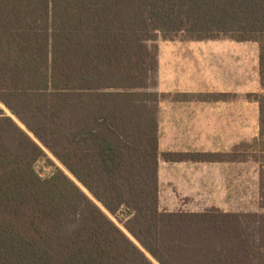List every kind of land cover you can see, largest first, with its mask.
I'll use <instances>...</instances> for the list:
<instances>
[{
	"label": "trees",
	"instance_id": "16d2710c",
	"mask_svg": "<svg viewBox=\"0 0 264 264\" xmlns=\"http://www.w3.org/2000/svg\"><path fill=\"white\" fill-rule=\"evenodd\" d=\"M179 35L259 41L264 74V0H0V101L72 175L40 176L0 109V264H264V214L159 207L158 40Z\"/></svg>",
	"mask_w": 264,
	"mask_h": 264
},
{
	"label": "rangeland",
	"instance_id": "374dc122",
	"mask_svg": "<svg viewBox=\"0 0 264 264\" xmlns=\"http://www.w3.org/2000/svg\"><path fill=\"white\" fill-rule=\"evenodd\" d=\"M180 36L174 40L180 41ZM166 40L169 39L160 37L158 44L163 45ZM187 41L188 47L183 49L224 50L227 53L223 59L216 58L214 81L208 73L213 70L208 67L201 68L199 80L214 82L217 87L229 88L230 92L217 93L215 100L210 95L206 114L196 115L192 123L173 124L172 131L167 130V124L159 123L160 134H195L191 144L183 143V147L190 146L189 149L199 151L194 156L197 161L169 163L162 158L159 207L175 212H203L217 208L225 212L264 214V135L259 136L260 108L264 105L261 42L236 41L229 37ZM262 41L264 43V38ZM0 109L27 131L46 153L34 163L40 176H49L56 166L72 176L1 101ZM114 220L128 233L124 222Z\"/></svg>",
	"mask_w": 264,
	"mask_h": 264
},
{
	"label": "crops",
	"instance_id": "0c3cea01",
	"mask_svg": "<svg viewBox=\"0 0 264 264\" xmlns=\"http://www.w3.org/2000/svg\"><path fill=\"white\" fill-rule=\"evenodd\" d=\"M188 43L187 39L181 38L180 41L166 40L165 44L159 45L158 81L154 90L159 93L158 121L167 124V130L170 131L173 124L192 123L196 115L206 114L205 106L210 104V95L215 100L214 96L217 93L224 95L230 92L229 88L217 87L214 82L206 83L199 80L201 68L208 67L213 70L208 73H211L214 81L216 58L223 59L227 53L224 50L203 52L183 49L186 45L188 47ZM201 107L202 110L199 109ZM194 135L159 132V168L162 158L169 163L197 161L194 156L199 151L189 149L190 146L183 147V143L191 144ZM168 153L183 155V158L169 160L164 156Z\"/></svg>",
	"mask_w": 264,
	"mask_h": 264
}]
</instances>
